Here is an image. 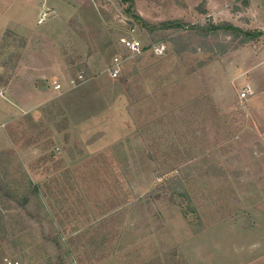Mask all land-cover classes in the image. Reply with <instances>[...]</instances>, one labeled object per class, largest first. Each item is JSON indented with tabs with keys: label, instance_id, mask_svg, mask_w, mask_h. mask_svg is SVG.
<instances>
[{
	"label": "rangeland",
	"instance_id": "obj_1",
	"mask_svg": "<svg viewBox=\"0 0 264 264\" xmlns=\"http://www.w3.org/2000/svg\"><path fill=\"white\" fill-rule=\"evenodd\" d=\"M80 1L91 20L54 40L0 30V264H264V38L124 13L247 30V0ZM35 86L45 101L8 116Z\"/></svg>",
	"mask_w": 264,
	"mask_h": 264
},
{
	"label": "crops",
	"instance_id": "obj_2",
	"mask_svg": "<svg viewBox=\"0 0 264 264\" xmlns=\"http://www.w3.org/2000/svg\"><path fill=\"white\" fill-rule=\"evenodd\" d=\"M38 1H41L40 6L33 7L30 0H0V30H9L21 37L38 35L42 39L54 40L61 35H65L66 26L68 23L70 24L71 21H74V15L76 16V20L80 22L87 21V19L91 20L88 15H83V5L80 0ZM244 9L243 14L248 16V23L245 24L246 29L261 30L264 32V25H259L257 23L258 11L260 9L264 10V0H247ZM45 12L47 14L46 19L41 24H37L41 14ZM257 50V54H261L264 50V44L259 46ZM116 62L117 59L115 63ZM37 63L41 66L44 64L41 60L37 61ZM54 84H59L60 88L54 89L53 87V94L63 92L67 89L66 86L64 87L60 83L55 82ZM245 92L246 95L249 93L248 90ZM45 95L46 93H44L42 89L35 86V90H28L27 93L23 94V109L19 106L12 105L11 111L9 110L7 115H20V113H22V115L28 114L31 107L41 105L40 102L45 101ZM18 111L22 112L18 113ZM2 122L3 121L0 122V141L6 144L7 140L4 137L3 127H1Z\"/></svg>",
	"mask_w": 264,
	"mask_h": 264
},
{
	"label": "trees",
	"instance_id": "obj_3",
	"mask_svg": "<svg viewBox=\"0 0 264 264\" xmlns=\"http://www.w3.org/2000/svg\"><path fill=\"white\" fill-rule=\"evenodd\" d=\"M118 1V0H117ZM124 3H132L131 0H120ZM205 6V0H202L199 6L197 7V11L200 14H206L203 7ZM126 15H130L133 17L135 21L141 24V27L146 30L149 34L153 33L154 31H171V30H180L183 32H187L188 35L186 39H189L191 41L192 39H209L211 37H218L219 35H222L226 38H229L232 43H235L237 46L241 47L244 45H247L248 43L258 42L260 38H264V32L261 30H245L242 28H239L237 26H234L233 24L229 22H219V23H212L209 22L204 25H190L183 23L178 20H169L166 22L159 23L158 25H151L147 22H145L141 17L137 15H132L129 10L124 11ZM181 38H179L182 43L184 42ZM202 40V41H203ZM174 47L178 52H180V49L178 48V42L177 40H171ZM206 42H202V45L200 48H204L203 45ZM187 44H183V50H186ZM219 47L221 48L220 53H225L227 50V47L224 45H217L216 48L219 50ZM207 48L211 50V47ZM194 51V49H191ZM220 51V50H219Z\"/></svg>",
	"mask_w": 264,
	"mask_h": 264
},
{
	"label": "built area",
	"instance_id": "obj_4",
	"mask_svg": "<svg viewBox=\"0 0 264 264\" xmlns=\"http://www.w3.org/2000/svg\"><path fill=\"white\" fill-rule=\"evenodd\" d=\"M47 14L42 13L41 16L39 17L37 24H41L42 22H44V20L46 19ZM120 43L122 45V47L125 49V51H127L130 54L133 55H137L139 53H141L143 46L140 44L139 41L133 40V39H121ZM120 61H117L116 63H114L112 70L110 71V76L112 78H117L119 77V73H120ZM77 79L81 80V76H79ZM70 84H74V81L71 80ZM60 85L59 84H54V89H59ZM246 92H242L240 94V98H245Z\"/></svg>",
	"mask_w": 264,
	"mask_h": 264
}]
</instances>
